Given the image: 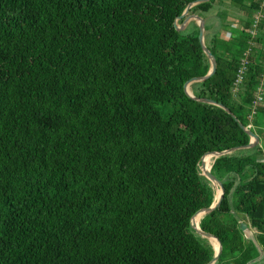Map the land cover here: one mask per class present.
Returning <instances> with one entry per match:
<instances>
[{"label": "trees", "instance_id": "obj_1", "mask_svg": "<svg viewBox=\"0 0 264 264\" xmlns=\"http://www.w3.org/2000/svg\"><path fill=\"white\" fill-rule=\"evenodd\" d=\"M195 1L0 0V264L213 260L191 226L215 203L200 164L205 172L204 154L250 142L238 123L248 126L264 83V15L236 87L259 0L189 11L204 20L216 60L215 74L189 92L235 122L184 91L210 70L197 23L173 26ZM252 125L264 129V106ZM255 152L259 142L211 158L224 196L198 226L222 244L213 264H264V162Z\"/></svg>", "mask_w": 264, "mask_h": 264}, {"label": "water", "instance_id": "obj_2", "mask_svg": "<svg viewBox=\"0 0 264 264\" xmlns=\"http://www.w3.org/2000/svg\"><path fill=\"white\" fill-rule=\"evenodd\" d=\"M210 0H198V1H195L193 3H190L186 9L184 10V12L182 13V15L180 17H178L174 23H173V26L174 28L177 30V31H181L182 29H184L186 23L190 22V21H195L199 27V34H198V41H199V44L201 46V49L204 53V55L208 58L209 60V63H210V70L209 72L203 76V77H197V78H192L190 79L189 81H187L185 84H184V91L185 93L192 99L196 100V101H199V102H203V103H206V104H210V105H213V106H216L218 108H221L222 110H224L226 113H228L233 119L235 122H238V120L236 119V117L226 108L224 107L222 104H218L214 101H211V100H208V99H198V98H194L191 93L189 92V86L192 84V83H196V82H202V81H205L207 80L208 78H210L211 76H213L216 72V60L214 58V56L211 54V52L206 48L205 44H204V31H205V22L204 20L197 16V15H194V14H189V11L190 9L199 4V3H205V2H209ZM182 20V22L180 24H178V21ZM239 127L250 137V142L248 143V145L246 146H240V147H235V148H232V149H229V150H226V151H223V152H211V153H206L202 156V158L206 155H211L212 158H217L219 156H223V155H227V154H230L232 152H235V151H240V150H248V149H252L254 148L258 142H259V137L253 133L249 128L243 126L242 124L238 123ZM201 158V160H202ZM201 166H202V163H201ZM211 169V167H210ZM210 169L209 170H206L205 172H201L202 176H204L208 181H210L215 189L217 187H219L220 189V193H219V197L218 199H216V196H215V203H213L210 207H205V208H202L200 210H198L192 217L191 219V226L193 227V229L203 238L209 240V242L211 243V240L214 239L217 241L218 243V247H217V250H215V256L213 258V260L209 263V264H213L214 262L217 261L221 251H222V244L221 242L219 241V239L211 234H207L205 232H202L200 229H199V226L198 224L195 226L194 223H193V220L198 217V216H203V215H206V214H209L215 210H217L220 205H221V202L223 200V196H224V188H223V185H222V182L219 181L218 179H216L210 172ZM247 229V226L245 224H242L241 225V230L242 231H246ZM215 249V248H214Z\"/></svg>", "mask_w": 264, "mask_h": 264}, {"label": "built area", "instance_id": "obj_3", "mask_svg": "<svg viewBox=\"0 0 264 264\" xmlns=\"http://www.w3.org/2000/svg\"><path fill=\"white\" fill-rule=\"evenodd\" d=\"M263 15H264V0H259V10L255 13L253 20H252L251 28L248 31V33L251 37V39L249 40V46L250 47L247 49V51L244 53V57L241 59V65H240V68L237 72L236 80L234 82V86H236V87L241 82L243 75L246 72V67H247L248 62H249L248 59H249L251 50L258 48V46H259L256 43V39H257L259 24L263 18ZM234 24L230 25L232 29H236L237 25H236V23H234ZM237 29H238V27H237ZM230 37H231V34L229 31L226 34L225 33L221 34V39L224 41H229ZM263 69H264V62H263ZM263 77H264V73H263ZM263 85H264V83L262 81L259 88L257 89V92L255 94V99H254V101L250 107L249 122H251V123L253 121V117L255 116V114L257 112V109L259 107L263 106Z\"/></svg>", "mask_w": 264, "mask_h": 264}, {"label": "rangeland", "instance_id": "obj_4", "mask_svg": "<svg viewBox=\"0 0 264 264\" xmlns=\"http://www.w3.org/2000/svg\"><path fill=\"white\" fill-rule=\"evenodd\" d=\"M226 2V4H229V1H225ZM232 12V11H231ZM232 13H234V15H237V16H242V13L241 12H238L236 9H235V12H232ZM226 24H234V23H236V25H237V22L236 21H234V20H232V19H230V18H228L227 19V21L225 22ZM235 25V24H234ZM236 29H237V26H236ZM223 33H228V31H221V33L219 34V37L221 38V34H223ZM259 47V46H258ZM259 118H262L260 115H259ZM251 126H252V129H253V133H255V134H258L260 137H259V139H260V141H259V146L260 147H262V153H261V155H259V152H255V153H252V156H254V157H259V158H261L262 160H263V162H264V129L263 128H261V129H254V127H253V125H252V123L251 122H249V124H248V126H247V128H251ZM251 129V130H252ZM212 158V157H211ZM205 160V159H204ZM204 160H202L201 161V163L202 162H204ZM200 170H201V172L203 171L202 170V166H201V164H200ZM249 231V229H246V231ZM250 232H247V234H249Z\"/></svg>", "mask_w": 264, "mask_h": 264}, {"label": "bare ground", "instance_id": "obj_5", "mask_svg": "<svg viewBox=\"0 0 264 264\" xmlns=\"http://www.w3.org/2000/svg\"><path fill=\"white\" fill-rule=\"evenodd\" d=\"M204 157H205V156H204ZM210 161H211V155H206V163H207V168H206V170H209V169H210ZM219 193H220V189H219V187H217V188H216V195H215V196H216V199H218V197H219ZM200 218H201V216H198V217H196V218L194 219L195 222H193V223H194L195 226L198 224ZM212 241H213V242H212ZM211 244H212V246L215 248L214 251L217 250V247H218V243H217V241L214 240V239H212V240H211Z\"/></svg>", "mask_w": 264, "mask_h": 264}, {"label": "crops", "instance_id": "obj_6", "mask_svg": "<svg viewBox=\"0 0 264 264\" xmlns=\"http://www.w3.org/2000/svg\"><path fill=\"white\" fill-rule=\"evenodd\" d=\"M232 20H234V19H232ZM234 21H235V20H234ZM188 23H189V22H188ZM188 23H186V25H187ZM186 25H185V26H186ZM220 33H221V32H220ZM258 48H259V47H258ZM263 106H264V104H263Z\"/></svg>", "mask_w": 264, "mask_h": 264}]
</instances>
